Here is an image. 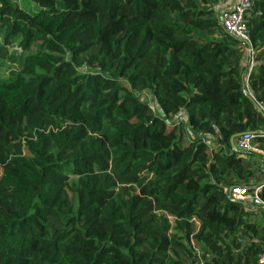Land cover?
Instances as JSON below:
<instances>
[{
    "label": "trees",
    "instance_id": "trees-1",
    "mask_svg": "<svg viewBox=\"0 0 264 264\" xmlns=\"http://www.w3.org/2000/svg\"><path fill=\"white\" fill-rule=\"evenodd\" d=\"M27 1L0 0V264H258L264 206L229 193L264 200V0L253 54L220 0Z\"/></svg>",
    "mask_w": 264,
    "mask_h": 264
},
{
    "label": "built area",
    "instance_id": "built-area-1",
    "mask_svg": "<svg viewBox=\"0 0 264 264\" xmlns=\"http://www.w3.org/2000/svg\"><path fill=\"white\" fill-rule=\"evenodd\" d=\"M252 5L251 0H233L231 5L221 10L219 14V20L224 29L234 37L245 42L249 53L253 54L254 49L251 44L249 31L245 22V10ZM253 63L251 64L252 67ZM250 67V68H251ZM256 102L257 108L264 114V102H260L253 98ZM255 133H245L237 141L238 148L241 151L249 152L256 151L261 152L254 145ZM261 186L258 185L254 191H250L247 187L233 188L229 197L233 200H246L253 202L258 206H264V200L259 196ZM258 264H264V252L260 254Z\"/></svg>",
    "mask_w": 264,
    "mask_h": 264
},
{
    "label": "rangeland",
    "instance_id": "rangeland-1",
    "mask_svg": "<svg viewBox=\"0 0 264 264\" xmlns=\"http://www.w3.org/2000/svg\"><path fill=\"white\" fill-rule=\"evenodd\" d=\"M220 1H222V2L218 6L219 10L229 7V4L226 5L227 0H220ZM17 2H19V3L23 2V4H21V6H24V7L27 6V4H28L27 0H17ZM14 49L15 48L12 47L10 50L12 51ZM0 71H1V75L2 76L7 74V69L6 68H0ZM140 96L142 97V99L145 102L149 103L152 106V108L154 109L155 113H159L160 112V106L158 105L157 101L155 100V98H154V96H153V94L151 92L142 91ZM170 121L171 122L176 121L178 125H182V122H184V121L187 123V116L185 115V113H181L175 118H170ZM254 145L256 146V144H254ZM18 150H20V149H18ZM254 152H256V151H254ZM257 153H260V152H257ZM254 159H255L254 162H256L255 167H259V165H261V163H262V160L260 158H258V157H254ZM260 177H261V179H264V175L263 174L260 175Z\"/></svg>",
    "mask_w": 264,
    "mask_h": 264
},
{
    "label": "crops",
    "instance_id": "crops-1",
    "mask_svg": "<svg viewBox=\"0 0 264 264\" xmlns=\"http://www.w3.org/2000/svg\"><path fill=\"white\" fill-rule=\"evenodd\" d=\"M232 1H233V0H227L226 5L229 4V6H230ZM221 2H222V1H221ZM221 2H220V3H221ZM221 10H223V9H221ZM221 10H220V11H221Z\"/></svg>",
    "mask_w": 264,
    "mask_h": 264
},
{
    "label": "water",
    "instance_id": "water-1",
    "mask_svg": "<svg viewBox=\"0 0 264 264\" xmlns=\"http://www.w3.org/2000/svg\"><path fill=\"white\" fill-rule=\"evenodd\" d=\"M254 100V99H253ZM254 103L256 104L255 100H254Z\"/></svg>",
    "mask_w": 264,
    "mask_h": 264
}]
</instances>
